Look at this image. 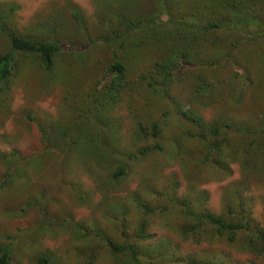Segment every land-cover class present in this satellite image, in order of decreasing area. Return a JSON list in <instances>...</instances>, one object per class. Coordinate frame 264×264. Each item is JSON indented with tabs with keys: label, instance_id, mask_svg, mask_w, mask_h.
<instances>
[{
	"label": "rangeland",
	"instance_id": "374dc122",
	"mask_svg": "<svg viewBox=\"0 0 264 264\" xmlns=\"http://www.w3.org/2000/svg\"><path fill=\"white\" fill-rule=\"evenodd\" d=\"M219 1L180 0L182 14L170 11L173 19L199 29L218 27L194 41L186 28L172 31L162 49L146 50L152 62L165 57V69L157 68L150 79L164 89L159 96L142 78L150 69L146 58L141 69L130 66L117 78L118 89L110 87L115 83L105 75L112 57L97 41L110 3L0 0L7 28L59 45L49 71L39 58L18 54L15 73L0 90V155L8 158L0 160V244L11 248L9 264H37L43 254L54 264H135L100 239L130 242L144 264H264L259 244L247 233L219 237L213 227L187 216L182 205L188 201L192 213L227 221L242 210L264 231V140L249 146V137L239 133L264 127V0H222L229 8ZM72 4L83 15L84 31L72 18ZM115 26L121 30L118 21ZM9 47L0 32V55ZM178 53L189 63L168 81ZM237 67L249 75L247 81ZM200 84L210 89L199 91ZM154 123L156 139L150 134ZM225 123L231 130L225 132ZM213 126L228 135V169L215 159L203 162L210 146L223 141L208 135ZM45 130L48 146L41 142ZM194 133L206 135L199 139ZM98 135L117 157L103 160ZM66 139L75 146L65 153ZM157 144L161 151L141 155ZM11 154L17 157L9 159ZM120 164L127 175L115 183L112 173ZM143 204L165 211L148 218L145 238L138 239Z\"/></svg>",
	"mask_w": 264,
	"mask_h": 264
},
{
	"label": "trees",
	"instance_id": "16d2710c",
	"mask_svg": "<svg viewBox=\"0 0 264 264\" xmlns=\"http://www.w3.org/2000/svg\"><path fill=\"white\" fill-rule=\"evenodd\" d=\"M104 2H108L110 4L105 7V13L102 18L101 27L103 28V32L101 33L100 41L103 45L109 50L112 62L109 63L107 68L106 77L113 80L114 85H110L111 88H117V78L124 76L125 72L129 70V67L132 66L136 69H141L142 60L144 58L147 59V62L150 66L149 71H145L142 73V78L147 82V87L153 90L155 94L160 96L163 88L158 87V81L155 79L151 80V75L155 76L157 74L158 69H165V57L159 59L155 62L151 61V56L153 53H149L147 51H156V49H162L163 46L167 45L166 41L169 36L172 34V31L181 30L183 28L187 29V34L190 36V40H196L198 33L206 35L210 30L216 29L218 26L213 23H209L208 26H203L199 29L193 22L188 24L182 19L175 20L170 16V11L174 10L178 14H182V9L180 6V0H101ZM260 0H251L252 3H256ZM101 4V6L103 5ZM196 5L199 4V1L195 2ZM221 5L227 4L222 0L219 1ZM74 5V4H72ZM71 8H75L72 10V18L76 22L77 27L80 31H84V18L81 14L80 10L76 7V5ZM236 4L232 5L235 7ZM223 7H228L229 4L224 5ZM102 8V7H101ZM103 9V8H102ZM3 16H0V32L3 33L8 40L9 43V51L0 55V90L4 88V84L8 82V79L12 77L15 73V59L18 54H23L24 56H33L39 58L40 67L45 71H49L53 65V57L58 53L59 45L55 41H46L44 39H33L27 37H21L16 34L15 31L7 28L4 23H2ZM185 20V19H184ZM121 24V30H118L115 26L116 22ZM238 25L233 22L234 28ZM233 28V27H232ZM197 32L193 34V32ZM96 41V42H97ZM73 42V41H72ZM95 42V43H96ZM139 49H141L139 51ZM147 50V51H146ZM264 55V52L262 53ZM123 56L127 57V66L123 63ZM145 56V57H142ZM85 63V59H83ZM188 60L186 59L185 53L177 54L176 65H172L169 69V79L168 81H172L174 78V74L178 72L185 64H188ZM158 68V69H157ZM157 69V70H156ZM177 69V70H176ZM156 70V71H155ZM176 70V71H175ZM242 72V74L239 73ZM236 74H239V77L245 78L247 81L248 76L245 73V70L241 67L236 68ZM118 89V88H117ZM210 89V86L205 84H200L198 86V90L205 92ZM161 98V97H160ZM98 107L94 108V118L97 117ZM177 114L183 118L185 121L189 122L193 125L194 128H197L198 125L195 123L194 119L188 115L184 111H177ZM28 121L33 122L35 119L32 116H27ZM223 125V124H222ZM140 131L144 135L143 137H147V133L145 128L141 125ZM222 128L227 132L231 130V125L229 123H225ZM79 128H77L78 130ZM114 128L110 129L109 132H113ZM45 134H42L41 142L46 146L48 143L46 141V134H49V130H45ZM217 126H213L208 129V135L211 137H222L223 141L220 144H213L210 146L209 150L206 152L203 162L212 163V159H215L217 163L221 164L225 169H228L229 162L231 157H227L223 153L224 144L227 141V134ZM239 133L246 135L250 139V144L255 145L256 143H260L264 140V127H259L256 130H239ZM150 134L154 139L158 137V124L154 123L151 127ZM206 135V134H205ZM205 135L192 134L191 136L194 138L204 139ZM97 136L98 145L103 148L102 158L104 161H107L108 157H117L116 153L102 143L101 138ZM66 139L64 143H62L63 152H67L75 146L73 143L67 142ZM71 144V146H70ZM54 149V147H53ZM153 149L162 150V147L157 144L152 148L143 149L140 153L144 155L148 152H151ZM246 150V149H245ZM243 150V152H245ZM71 151V150H70ZM61 151V154H65ZM12 157H17L15 154L9 155V159ZM227 158V160H225ZM8 159L5 155H0V160ZM60 164V163H58ZM10 172V171H9ZM113 180L115 183L118 180L122 179L127 175L126 168L123 165H117L116 170L112 173ZM9 175L7 173L2 186H6L8 183ZM182 205L186 209L187 216L192 215L195 220L200 223L209 225L215 229V233L217 236L222 237L223 235L228 234V238L230 240L234 239V233L237 232H245L247 233L253 242H256L260 246V253L264 254V231L260 229V227L254 223L253 219H250L249 216H246L242 210H239L234 214L236 220L227 221L223 219L221 216H216L209 212H200V213H192L191 204L187 202H182ZM140 208L143 210L144 220L140 223L136 237L138 239L145 238L144 233L146 227L148 226V218L154 216L156 213H160L165 211L164 207H159L158 209H150L147 206L140 205ZM253 226V227H252ZM253 228V229H251ZM102 242L105 241L106 247L109 249L111 253L118 254H128L131 260L135 264H144V257H138L137 251L133 244L130 242H124L122 245H114L110 240L100 239ZM11 254V248L8 245L0 244V264H9ZM37 264H54L49 260V257L45 254L40 256L37 260ZM194 264V263H190Z\"/></svg>",
	"mask_w": 264,
	"mask_h": 264
}]
</instances>
